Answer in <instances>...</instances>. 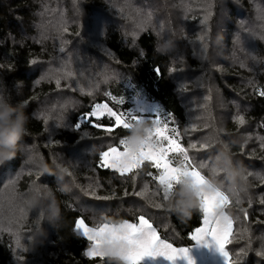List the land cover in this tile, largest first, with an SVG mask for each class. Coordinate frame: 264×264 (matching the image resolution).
<instances>
[{
	"label": "rangeland",
	"instance_id": "rangeland-1",
	"mask_svg": "<svg viewBox=\"0 0 264 264\" xmlns=\"http://www.w3.org/2000/svg\"><path fill=\"white\" fill-rule=\"evenodd\" d=\"M37 1L39 10L30 25L33 33L27 38L38 43L42 50L49 51L51 56L45 60H33L36 63L29 65L28 74L34 78L32 85L50 87V93L36 103L33 114L34 118L43 121L44 133L35 138L32 145L21 147L22 164L19 170L12 171L7 162L0 165V235L4 231L11 236L14 264H47L46 253L57 211L52 195L43 183L46 182L43 178L46 159L55 167L59 174L55 179L73 198L76 208H91L92 213L111 212L109 203L106 205L103 202L107 200L96 197L97 179L91 174L92 164L89 163V157L106 140H92L83 132L72 148L55 141L59 131H72L69 123L71 114L102 98L111 101L118 111L135 108L137 104L160 108L150 102L141 89L135 88L132 75L117 66L114 56L105 47L104 33L112 24L121 31L123 42L129 46L135 44L142 32L151 31L157 38V48L169 56L170 73L184 108L185 121L180 123L160 108L161 117L170 128L175 127L179 131L178 139L183 146L187 147L190 143H206L209 146L199 152L189 149L191 157L203 161L206 165L204 169L209 173L213 166L227 169L218 172L216 177L231 195L239 193L240 197H244L252 188V181L257 177H263L264 181V135L259 134V126L244 119V125L237 126V133L226 136L223 131L227 121L234 122L235 117H244L249 108L243 94L235 87L252 91L262 76L264 84V64L259 62L258 55L259 47L264 49V19L260 18L264 0H244L246 4L243 6L242 0H223V14L220 0H216L218 6L214 10V18L209 19L207 26L201 25L200 21L213 0H99L100 6L92 5L89 0H79V12L74 7V0ZM149 13L151 20H148ZM232 14L235 18H230ZM141 24L145 25L143 30L138 27ZM205 31L209 51L202 58L200 37ZM237 35L240 40L236 39ZM253 56L257 62L251 59ZM69 60L73 73L70 79L62 80L59 86L55 80L41 79L48 69L60 67L62 61ZM241 62L245 67L240 66ZM104 74L115 78L105 82ZM90 82L98 87L91 97L82 95L80 88L87 90ZM115 83H123L126 92L120 96L123 97V104L120 105L111 98L113 94L109 86ZM18 87L15 84L7 86L11 92L17 91ZM7 88L0 82V96L6 98ZM61 114L65 123L57 128ZM227 138L241 144L242 153L261 151L262 169H246L248 165H242L246 161L243 154L232 157ZM227 160L234 168L227 165ZM61 169H67V172ZM245 169L246 174L243 173ZM36 171L41 173L39 178L35 175ZM250 172L252 175H249ZM23 175L32 178H29L31 181L26 191L21 192L19 182ZM242 176L247 179H241ZM33 181L40 186L39 194L33 190ZM140 181H137L140 189L138 196L146 198L147 184ZM258 199L262 200L260 196ZM250 205H254L253 201ZM123 222L138 223V220ZM18 242L24 251L17 248ZM192 242L191 247H175L188 249L187 259L181 257L172 264H188V260L191 264H224L223 257L212 245L205 247ZM17 255L23 256V260L18 261ZM140 264L170 262L163 257H145Z\"/></svg>",
	"mask_w": 264,
	"mask_h": 264
},
{
	"label": "trees",
	"instance_id": "trees-1",
	"mask_svg": "<svg viewBox=\"0 0 264 264\" xmlns=\"http://www.w3.org/2000/svg\"><path fill=\"white\" fill-rule=\"evenodd\" d=\"M89 1L94 6H100L98 5L99 0ZM244 4L246 2L242 0V6ZM38 10L39 3L37 0H0V65L3 66L0 67V82L6 88L11 84L19 86L17 91L13 92L9 91L8 88L5 89L6 98L13 105L22 103L24 113L28 116L26 132L16 156L7 161L12 171L21 168V147L32 145L33 140L44 133L43 121L34 118L33 114L36 103L50 93V87L45 84L32 85L34 78L28 74L30 61L45 60L51 56L49 51L42 50L38 43L27 38L28 35L33 33L30 25L34 21ZM230 18H235V16L232 14ZM103 41L105 47L114 56L117 66L132 75L135 88L141 89L150 102L158 104L163 113L183 123L185 121L184 108L180 103L172 80L169 56L166 52H162L157 48V38L152 32H142L136 39L135 44L129 46L123 42L121 31L112 24L106 29ZM261 48L259 47L258 55L260 60H264V49ZM141 53H144V55H141ZM156 67L160 69L161 74L159 76L153 71ZM109 88L115 97L119 98L121 95L126 94L123 83L111 84ZM260 88H264L263 76L255 84L252 91H248L244 87H235L239 93L243 94L249 106L244 112V119L247 123L258 125L259 134L264 135V98L256 94ZM94 102H107L118 111V108L107 98L97 99ZM91 105L73 112L69 119L72 131L71 129L59 131L55 141L59 145L72 148L79 141V134L83 132H88L92 140L100 141L103 138L106 140V143L89 157V163L92 164L91 174L95 175L97 179L96 197L107 200L103 202L106 205L107 202L109 203L111 212L107 214L92 213L91 210L93 209L91 208H76L73 198L60 187L58 180L55 179L57 174L55 167L49 159H46L43 177L46 182L43 181V183L48 187L57 211L55 228L46 253L47 264H121L119 261H109L107 258L103 262L98 258L89 260L84 255L87 250V242L73 231L74 219L78 217H82L88 225L96 226L101 223L137 222L139 216H144L153 224L160 239L167 241L174 247H191L193 242L189 237L195 228L200 226L202 217L197 210L187 217L178 216L170 211L169 202L163 200V193L159 190V185L146 174L149 171L154 172V169L149 167L137 170L122 178L118 174L98 166L100 152L113 144L118 146L119 139L128 137L130 131L118 130L109 138L106 133L91 128L90 122L82 118L83 113L88 111ZM76 123H81V129L74 128ZM99 123L107 124L108 120L105 118ZM223 131L226 136H231L238 132V128L234 122L227 121L223 126ZM226 140L230 146L232 157L243 154L246 161L242 162V165H248L246 169H262L261 151L242 153L241 144L235 143L231 138ZM197 161L201 162L199 158H197ZM246 169L243 172L244 174L247 173ZM201 171L206 176H210V173L204 168ZM57 176L59 177V174ZM133 176H135V179H133ZM29 178L32 177L23 175L20 180L19 190L21 192L26 191L31 181ZM215 179L223 190L229 196H232L217 180V177ZM139 180L147 184L146 198H140L136 195L140 192L137 184ZM251 186L252 188L247 190L244 197L239 195L242 201L240 205H235V197H233V205L230 207L229 215L233 219L234 235L232 243L228 245V250L234 257L235 253L250 243L252 251L249 252L248 258L246 257L245 264H264V260L255 255V251L264 243V205H261L264 201L263 177H257L255 181L251 182ZM259 196L262 200L258 199ZM174 200L175 197L172 199V204H174ZM251 201L254 205H250ZM157 205H162V207H157ZM245 211L248 214V220L243 218ZM245 230L247 231L245 232ZM1 232L0 264H14V247L11 236L4 231ZM242 233L244 235L241 239Z\"/></svg>",
	"mask_w": 264,
	"mask_h": 264
},
{
	"label": "snow or ice",
	"instance_id": "snow-or-ice-1",
	"mask_svg": "<svg viewBox=\"0 0 264 264\" xmlns=\"http://www.w3.org/2000/svg\"><path fill=\"white\" fill-rule=\"evenodd\" d=\"M217 6L216 0H213V3L208 6L204 18L200 21L201 25L207 26L209 19L214 18V10ZM74 7L78 12L80 11L79 0H74ZM219 7L223 14L225 8L223 0H220ZM260 18L264 19V8L261 9ZM151 19L152 15L149 13L148 20ZM138 27L143 30L145 25L141 24ZM206 36L207 31L200 37L202 58L209 51ZM236 39L240 40L239 35ZM240 50L243 51V46ZM60 51L63 52L64 49L61 48ZM141 55H144V53H141ZM251 59L257 62L256 57L253 56ZM259 62L264 63V60ZM30 63L34 65L36 62L30 61ZM240 66L245 67V64L241 62ZM0 67L3 66L0 65ZM153 71L158 76L161 74L158 67L154 68ZM72 75L69 60L62 61L60 67L48 69L41 79L55 80L56 85L59 86L62 80L70 79ZM113 78L115 77L104 74L105 82ZM96 87L98 85L93 86L90 82L87 90L82 87L80 92L82 95L91 97ZM256 94L264 98V88H260ZM105 95L107 96L108 93H105ZM111 98L115 104H123V97L113 96ZM82 118L90 122L91 128L106 133L109 138L118 130L129 132L136 124H147V136L137 151L131 152L129 150L126 136L119 139V146L113 144L100 152L98 166L105 170H111L122 178L137 170L149 167L154 169V172L149 171L146 174L159 185V190L163 193V200L169 202L170 211H172L171 202L177 187L183 180L188 179L198 201L197 212L202 217L200 226L195 228L189 239L198 245L203 244L205 247L212 245L223 257L224 264H245L247 255L252 251L250 243L235 253L234 257L228 250V245L232 243L234 235L233 219L229 215V210L233 205V197H235V205H240L242 201L239 193H233L232 196H229L216 182L217 173L227 169L213 166L210 169V176H206L201 171L202 168L206 167L203 161L197 164V161L189 154V149H194L197 152L207 149L209 146L206 143H200L199 145L190 143L187 147L183 146L178 139L180 136L179 131L175 127L170 128L168 122L162 119L159 107H146L137 104L135 108L117 111L107 102H94L89 110L83 113ZM105 118L108 120L107 124L99 123ZM44 120L47 123V117ZM64 123L65 118L61 114L56 127H63ZM234 123L237 126L244 125V117H235ZM74 128L81 129V123H76ZM83 135L89 137L88 132H84ZM227 165L231 167L232 162L227 160ZM36 167H39V165H36ZM61 171L67 172V169H61ZM35 175L39 178L41 173L36 171ZM249 175H252V173L250 172ZM133 179H135V176H133ZM241 179L246 180L247 177L242 176ZM33 185V190L39 194V184L33 181ZM136 195H140V193H136ZM97 198L99 199V197ZM157 207H162V205H157ZM243 218L244 220L249 219L246 211ZM137 219L138 223L123 222L111 225L102 223L93 227L88 225L82 217H78L74 219L73 231L87 242V250L84 255L89 260L98 258L103 262L107 258L109 261L116 260L121 264H140L145 257H163L172 264L178 258L187 259L188 249L175 248L172 244L165 243L160 239L149 220L144 216H139ZM243 235L244 233L241 234V239ZM17 248L20 249L19 242ZM20 251H24V249H20ZM255 255L264 260V243L255 251ZM16 259L22 261L23 256L17 255ZM188 264H191L190 260H188Z\"/></svg>",
	"mask_w": 264,
	"mask_h": 264
},
{
	"label": "clouds",
	"instance_id": "clouds-1",
	"mask_svg": "<svg viewBox=\"0 0 264 264\" xmlns=\"http://www.w3.org/2000/svg\"><path fill=\"white\" fill-rule=\"evenodd\" d=\"M28 116L23 104L13 105L9 99L0 96V165L13 159L25 135ZM147 124H137L126 139L131 152L137 151L147 136ZM172 211L178 216L186 217L197 210L198 201L188 179L183 180L174 193Z\"/></svg>",
	"mask_w": 264,
	"mask_h": 264
}]
</instances>
